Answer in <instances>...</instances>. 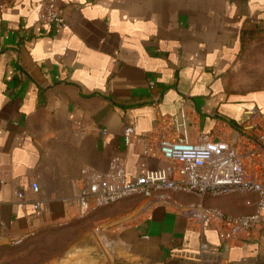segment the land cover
Returning a JSON list of instances; mask_svg holds the SVG:
<instances>
[{
    "label": "crops",
    "instance_id": "crops-1",
    "mask_svg": "<svg viewBox=\"0 0 264 264\" xmlns=\"http://www.w3.org/2000/svg\"><path fill=\"white\" fill-rule=\"evenodd\" d=\"M45 1L0 0V247L57 228L74 244L94 235L109 264H264V217L223 242L185 212L202 203L249 215L255 193L135 197L84 219L66 203L82 169L105 172L114 157L129 179L166 166L163 128L254 151L248 170L264 184V145L243 129L264 131V0H58L67 27L56 31L33 25ZM181 112L185 133L171 125ZM126 126L148 154L124 144Z\"/></svg>",
    "mask_w": 264,
    "mask_h": 264
},
{
    "label": "built area",
    "instance_id": "built-area-1",
    "mask_svg": "<svg viewBox=\"0 0 264 264\" xmlns=\"http://www.w3.org/2000/svg\"><path fill=\"white\" fill-rule=\"evenodd\" d=\"M33 25L43 26L49 31L66 28L67 22L61 15L58 0L45 1ZM25 28L26 26L22 27ZM150 86L152 87L151 84ZM171 122L172 127L185 133L183 112L180 113V120L174 118ZM243 129L247 132L256 130L257 142L264 145L263 130L255 125H248ZM157 137V152L166 166L147 171L134 179L127 177L124 163L118 157L111 159L105 172L82 169L83 187L74 197L66 200L67 205L74 207L78 217L84 219L101 209L135 197L170 202L176 193L201 198L205 195L217 198L234 193H255L258 197L256 209L249 215L230 216L202 203L192 205L185 212L199 229L213 226L223 242L260 230L264 217V184L259 178L252 177L248 170L250 162L259 161L254 151L249 153V159L232 142L215 141L207 136L199 137L196 142H189L185 135L170 138L169 130L165 128L158 131ZM123 142L126 146L143 145L144 153L148 154L147 139L137 135L132 126L124 127ZM29 189L32 194L37 195L39 186L34 182ZM16 196L20 201L24 200L22 191L17 192ZM28 203L33 210L32 216L40 217L41 201L33 199ZM34 232L33 230L32 234Z\"/></svg>",
    "mask_w": 264,
    "mask_h": 264
},
{
    "label": "rangeland",
    "instance_id": "rangeland-1",
    "mask_svg": "<svg viewBox=\"0 0 264 264\" xmlns=\"http://www.w3.org/2000/svg\"><path fill=\"white\" fill-rule=\"evenodd\" d=\"M73 240L72 234L57 228L35 232L18 243L0 247V264H74L66 256Z\"/></svg>",
    "mask_w": 264,
    "mask_h": 264
},
{
    "label": "water",
    "instance_id": "water-1",
    "mask_svg": "<svg viewBox=\"0 0 264 264\" xmlns=\"http://www.w3.org/2000/svg\"><path fill=\"white\" fill-rule=\"evenodd\" d=\"M66 256L74 264H109L99 241L94 235L75 243Z\"/></svg>",
    "mask_w": 264,
    "mask_h": 264
},
{
    "label": "trees",
    "instance_id": "trees-1",
    "mask_svg": "<svg viewBox=\"0 0 264 264\" xmlns=\"http://www.w3.org/2000/svg\"><path fill=\"white\" fill-rule=\"evenodd\" d=\"M247 34H251V33L249 32V33H247Z\"/></svg>",
    "mask_w": 264,
    "mask_h": 264
}]
</instances>
